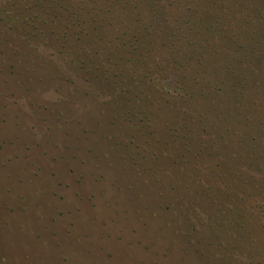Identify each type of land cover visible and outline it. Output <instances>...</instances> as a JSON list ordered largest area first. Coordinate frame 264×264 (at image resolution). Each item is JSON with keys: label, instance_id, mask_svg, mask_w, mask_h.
I'll return each instance as SVG.
<instances>
[{"label": "rangeland", "instance_id": "obj_1", "mask_svg": "<svg viewBox=\"0 0 264 264\" xmlns=\"http://www.w3.org/2000/svg\"><path fill=\"white\" fill-rule=\"evenodd\" d=\"M115 80L0 21V264L263 260L262 244L245 249L211 219L215 205L172 188L180 173L163 158L155 179L146 161L165 151Z\"/></svg>", "mask_w": 264, "mask_h": 264}, {"label": "trees", "instance_id": "obj_2", "mask_svg": "<svg viewBox=\"0 0 264 264\" xmlns=\"http://www.w3.org/2000/svg\"><path fill=\"white\" fill-rule=\"evenodd\" d=\"M0 10L51 60L121 78L165 151L146 161L155 179L163 158L180 173L172 188L215 205L232 242L264 248V0H0Z\"/></svg>", "mask_w": 264, "mask_h": 264}]
</instances>
